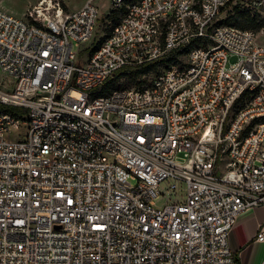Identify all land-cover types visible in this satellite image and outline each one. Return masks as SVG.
Returning a JSON list of instances; mask_svg holds the SVG:
<instances>
[{
	"label": "built area",
	"instance_id": "built-area-1",
	"mask_svg": "<svg viewBox=\"0 0 264 264\" xmlns=\"http://www.w3.org/2000/svg\"><path fill=\"white\" fill-rule=\"evenodd\" d=\"M233 1L111 0L90 51L95 0L0 8V264H239L231 233L264 207V27L216 24Z\"/></svg>",
	"mask_w": 264,
	"mask_h": 264
},
{
	"label": "rangeland",
	"instance_id": "rangeland-1",
	"mask_svg": "<svg viewBox=\"0 0 264 264\" xmlns=\"http://www.w3.org/2000/svg\"><path fill=\"white\" fill-rule=\"evenodd\" d=\"M42 0H0V8L14 16L19 18H26L27 13L33 9L36 5H38ZM53 1L55 4L60 3L65 11L71 13L78 9H80L87 0H47ZM246 0H234L230 5L224 8L219 17L217 18L216 24H224L226 22L232 23L231 25L235 28L238 25H244L246 29L260 31L261 29H253L249 28L243 22V15L250 14L252 17H256L259 14H255V16L251 13L248 9ZM99 9H100V17L98 23L95 28L94 38L88 44L83 47L84 51L91 50L93 47L97 46L104 37V34H109L114 26L118 23V21L122 18L121 13L118 14V21L114 22L112 17H110L111 13V0H95ZM262 20V18H261ZM230 25V24H229ZM261 39V38H260ZM86 53V52H85ZM236 58H231V63L236 62ZM161 70V68H160ZM157 75V72H151L150 74L143 76L141 79L149 82L154 76ZM15 80L5 74H0V85L2 88L9 90L14 87ZM140 86L135 82L128 72H123L120 74L117 79L115 80L114 88L115 89H135L139 88ZM20 130H15L12 133V139H16L17 134Z\"/></svg>",
	"mask_w": 264,
	"mask_h": 264
},
{
	"label": "crops",
	"instance_id": "crops-1",
	"mask_svg": "<svg viewBox=\"0 0 264 264\" xmlns=\"http://www.w3.org/2000/svg\"><path fill=\"white\" fill-rule=\"evenodd\" d=\"M264 227V207L243 212L231 233L230 246L239 264H262L264 262V241H258V234Z\"/></svg>",
	"mask_w": 264,
	"mask_h": 264
},
{
	"label": "trees",
	"instance_id": "trees-1",
	"mask_svg": "<svg viewBox=\"0 0 264 264\" xmlns=\"http://www.w3.org/2000/svg\"><path fill=\"white\" fill-rule=\"evenodd\" d=\"M123 16L124 11H113L110 15V17H112L113 21L117 22L118 21V14H120ZM243 22L249 27V28H253V29H261L264 27V20H261L260 16H256V17H252L250 14H244L243 17ZM121 19L118 21V23L114 26V28L120 23ZM224 24H227L230 26H232L230 22H226ZM113 28V29H114ZM238 29H246L244 27V25H238L237 27ZM112 29V31H113ZM250 30V29H248ZM111 31V32H112ZM110 32V33H111ZM109 33V34H110ZM164 64V62L158 63L156 65H152V66H146V67H141V68H135V69H128L125 70L126 72H128V74L131 76V78L137 82V84L140 86L139 88L143 87L146 84V81H143L141 78L143 76H146L148 74H150L151 72H157V74L160 72V68L162 67V65ZM10 111H15L13 109H9Z\"/></svg>",
	"mask_w": 264,
	"mask_h": 264
}]
</instances>
